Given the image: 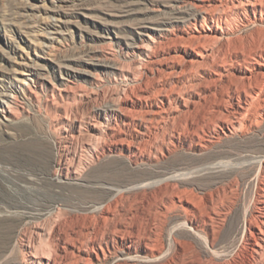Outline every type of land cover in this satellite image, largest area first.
I'll use <instances>...</instances> for the list:
<instances>
[{
	"label": "bare ground",
	"instance_id": "1",
	"mask_svg": "<svg viewBox=\"0 0 264 264\" xmlns=\"http://www.w3.org/2000/svg\"><path fill=\"white\" fill-rule=\"evenodd\" d=\"M170 12L141 25L129 83L97 110L94 137L70 164L56 161V178L89 198L36 209L54 216L19 230L18 264H264V0H172ZM41 70L31 66L30 81ZM14 116L0 108V121ZM177 148L198 157L120 180L82 174L105 150L153 165ZM198 178L208 181L183 184Z\"/></svg>",
	"mask_w": 264,
	"mask_h": 264
},
{
	"label": "rangeland",
	"instance_id": "2",
	"mask_svg": "<svg viewBox=\"0 0 264 264\" xmlns=\"http://www.w3.org/2000/svg\"><path fill=\"white\" fill-rule=\"evenodd\" d=\"M171 3L0 0V93L17 95L16 106L0 97V108L15 111L13 120L0 121V264L21 261L19 230L34 234L37 228H48L54 215L36 209L56 202L65 204L70 198H89L64 174L56 178V161L60 158L70 164L81 144L94 137L96 131L89 124L99 119L97 112L129 83L123 74L134 69L137 55L133 46L142 42L138 30L142 24H150L149 19L168 16ZM31 66H40L43 77L35 76V81H30ZM65 78L74 89L58 93ZM22 80L32 83L36 92L33 99H26L20 91L26 84ZM51 88L56 89L53 96ZM247 139L251 142L253 138L248 135ZM197 157L192 151L177 148L153 165H134L123 153L111 149L90 161L82 174H106L120 180ZM118 170L120 173L113 175ZM202 181L206 180L198 178L183 184L193 187ZM175 214L169 213L167 222Z\"/></svg>",
	"mask_w": 264,
	"mask_h": 264
}]
</instances>
